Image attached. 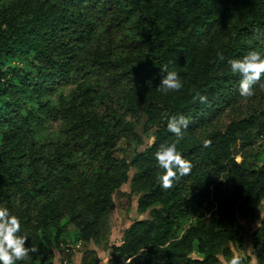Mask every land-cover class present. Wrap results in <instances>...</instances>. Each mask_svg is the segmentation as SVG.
<instances>
[{
    "label": "trees",
    "instance_id": "1",
    "mask_svg": "<svg viewBox=\"0 0 264 264\" xmlns=\"http://www.w3.org/2000/svg\"><path fill=\"white\" fill-rule=\"evenodd\" d=\"M253 50L264 57V0H0V208L39 249L16 264L99 240L128 183L151 217L111 263L222 264L243 246L236 211H264V89L242 97L229 60ZM173 71L183 88L165 92ZM181 114L177 150L193 167L164 190L155 153L177 141L167 123ZM43 117L63 122L66 142L37 144ZM140 132L153 144L119 158ZM252 243L264 249V220Z\"/></svg>",
    "mask_w": 264,
    "mask_h": 264
},
{
    "label": "rangeland",
    "instance_id": "2",
    "mask_svg": "<svg viewBox=\"0 0 264 264\" xmlns=\"http://www.w3.org/2000/svg\"><path fill=\"white\" fill-rule=\"evenodd\" d=\"M63 90V89H62ZM61 90V91H62ZM70 89L67 88V92ZM55 97L53 100L55 101ZM142 142L138 140H122L119 144L117 156L126 158L131 161L134 155L143 152L150 147L154 138H146L139 133ZM67 131L64 128L63 122H54L50 118L43 117L40 124L37 125V144H50L51 147L57 143L67 141ZM51 149V148H47ZM240 161L241 159L238 158ZM132 169L130 176L134 175ZM131 183L125 184L121 191L114 196V205L109 216V220L103 228L102 235L99 240L88 243H80L73 246L68 252V244L62 246L65 251L57 252L55 264H115L111 263L113 257L112 247L119 246L122 243L125 231L137 220L148 219L151 217V211L140 213L138 211V197L136 195H127L131 193ZM125 194V195H124ZM236 218L242 229L244 243L243 246L229 245L231 255L227 258L220 255L221 263L228 264L234 255H239L243 264H264V249L254 247L252 243L253 234L262 226L264 220V211L255 210L248 211L247 208H239L236 211ZM75 227L71 225L69 232L74 235Z\"/></svg>",
    "mask_w": 264,
    "mask_h": 264
},
{
    "label": "clouds",
    "instance_id": "3",
    "mask_svg": "<svg viewBox=\"0 0 264 264\" xmlns=\"http://www.w3.org/2000/svg\"><path fill=\"white\" fill-rule=\"evenodd\" d=\"M223 60V54H218ZM231 71L240 77L239 93L242 97L251 98L255 95L254 86L259 85L264 89V57L258 51H249L242 58L229 60ZM166 71V70H165ZM160 87L165 92H178L183 84L176 72H167L162 77ZM208 105L206 95L197 94L194 102ZM190 119L184 115L172 116L169 118L167 128L169 132L177 137V141L171 144H162L155 153L157 166L163 170L159 177L161 187L169 190L174 186L175 181L191 173L193 165L185 160L177 150L179 139L183 137V130L187 129ZM211 140H204L203 146L209 147ZM22 225L19 217L11 215L7 208H0V264H16L17 261L30 260V253H37V247H28L27 237L19 235ZM228 264H243L239 255H234Z\"/></svg>",
    "mask_w": 264,
    "mask_h": 264
},
{
    "label": "built area",
    "instance_id": "4",
    "mask_svg": "<svg viewBox=\"0 0 264 264\" xmlns=\"http://www.w3.org/2000/svg\"><path fill=\"white\" fill-rule=\"evenodd\" d=\"M69 252V250H67Z\"/></svg>",
    "mask_w": 264,
    "mask_h": 264
}]
</instances>
